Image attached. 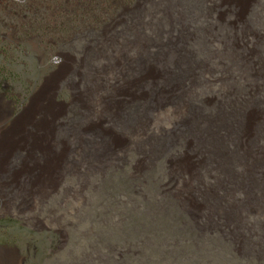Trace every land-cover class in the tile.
Wrapping results in <instances>:
<instances>
[{
  "label": "rangeland",
  "instance_id": "1",
  "mask_svg": "<svg viewBox=\"0 0 264 264\" xmlns=\"http://www.w3.org/2000/svg\"><path fill=\"white\" fill-rule=\"evenodd\" d=\"M224 1L0 0V264H264L260 168L244 169L232 136L211 124L206 131L204 120L192 126L191 119L190 128L205 136V149L192 154L183 146L186 130L175 129L172 143L159 137L160 128L179 121L167 111L148 113L147 129L134 133L142 93L115 119L98 105L101 97L124 100L114 96V85L128 73H106L118 48L137 35L156 37V28L163 38L170 27L177 35L179 20L188 64L171 68L193 72L192 101L200 105L199 97L213 92L234 128L256 107L253 122L264 144L256 106L264 81L244 92L239 69L214 52L218 38L203 39L232 33L220 18L236 21L235 34L246 42L258 35L261 65L264 0H244L234 11ZM166 6L168 16L160 11ZM125 52L135 55L131 46ZM211 67L231 78L208 85L204 70ZM214 111L201 106L203 117L216 118ZM104 135L114 137L109 158L92 153ZM217 142L228 161L216 158ZM186 156L201 160L192 171L197 180L171 167Z\"/></svg>",
  "mask_w": 264,
  "mask_h": 264
},
{
  "label": "bare ground",
  "instance_id": "2",
  "mask_svg": "<svg viewBox=\"0 0 264 264\" xmlns=\"http://www.w3.org/2000/svg\"><path fill=\"white\" fill-rule=\"evenodd\" d=\"M242 1L244 0H225L224 2L228 9L234 11L235 7L240 5ZM168 10V6H166L160 11L162 14L166 15ZM219 20L221 22L223 21V23H225L231 29L232 33L230 32L231 34L222 35L219 37L216 35H211L210 37H203V39L208 42H213V40L218 38L217 41H219L220 48L217 46L214 52H223L224 57L222 58H226L229 63L234 64L237 69H239V76H241L243 80L244 92L257 87L256 85L258 83L264 81V73L262 72L264 70V62H262L261 65H256L255 60V57L259 55V53H256L255 51V43L258 39V35L253 34L251 41L246 42L239 34H235V31L237 30L236 21L233 22L227 18L223 19V17ZM169 21L171 20L169 19ZM171 22L168 24V26L172 25ZM176 22L179 25V27H177V35L179 36L174 33L173 35L171 33L172 31L170 27L166 30V36L163 38L161 32L158 31V28H156L157 30L155 29L156 32H154L156 37H139V35H137L136 38L131 41V43H123L120 48H118L115 56L113 57L112 63L108 65L109 67L106 73L110 72L121 76L125 72L128 73L126 78H120L121 84L114 85V96L123 98L124 100L117 101L115 98L107 100L101 97L98 99V105H102L104 110L109 113V117L115 119L121 110V106L127 100L134 99V97L136 99V93H142L143 97H141L143 98V105L141 108H139V113H141V115H138L139 117L136 120L135 127L133 129L134 133H141L145 131L144 129H147L150 117L148 113L156 112V115H159L160 112L165 113L164 111H167V113H170V115L174 116L173 118L177 117L179 121H174L173 126L169 129L164 127L160 128L159 137H162V139L168 137V139H170L169 141L172 143L171 137H176L177 133L175 131L177 129L182 128L183 131L186 130V133L183 137V146L185 148H189L192 154H197L198 151L205 149L202 148L205 136L201 134L197 128H190L189 124L191 119L192 126H195L197 123L201 122V120H204L202 123L203 127H200L206 129V131H210V126H213L218 132L220 129H222L225 131L227 137H233L235 152L237 153L239 162L243 164L244 169L247 172H253L260 168V171H257L258 175H256L257 180L260 182L258 189L260 190L259 192H261V194L258 196H260V199L262 198L264 200V144L258 139L262 137V131L259 132L261 128L258 126L257 122H253V119L257 117L255 110L256 107L252 108L251 111L245 113L242 117L240 116V120L237 121V128H234L229 123L226 124V122H224L223 119L226 117V115H223L224 113L220 109V102L213 92L202 94V96H200L198 99L200 101V105H196L192 101L188 93V88L193 82V72L181 71L182 73L179 74V71L177 73L171 68H176L177 66L183 65L184 63H186V66L188 64V56H186L188 52L186 49H183V52L181 47L183 43L185 44L183 37H181V31L184 29V26L181 21L176 20ZM139 23L141 24V22ZM136 24L137 22H134L133 26H136ZM249 44H252V47H250ZM129 46L133 47L135 53L134 56H127L125 51ZM218 48L220 50H218ZM130 64L135 66L134 70L131 66H129ZM214 69L215 68L212 69L211 67L204 70V72L208 74L205 77L207 84H211L212 82L223 83L227 81V79L231 78L229 71L222 72L219 69ZM185 79L189 82L188 86L185 83ZM227 83L228 82H226V84ZM225 92L228 97H233L236 95L234 87L230 85L227 87ZM256 103L257 109L260 107L257 111L260 113V117L264 119V95ZM259 103L263 104V107L260 106ZM201 106L214 109L216 118L210 117V115H208L209 117H203ZM217 120H219V122H217ZM103 137L105 138L104 140L92 147V150L94 151L92 153H95L96 151V157L101 155L104 158H109L114 154V137L109 135H104ZM161 143H163V140ZM218 144L219 143L217 142L216 145H212L211 147L215 152L216 158L221 162L228 161L230 156L226 158L227 154L223 153L219 147H217ZM178 146L181 147L182 144H172L171 149ZM199 163H201V160L192 162V159L189 158V156H186L183 159L174 162L171 167H173L176 173H187L188 180L191 181L194 178L197 180V176L195 174L193 175L192 171L193 168L195 169L196 167L200 166ZM124 183L125 185H123ZM124 183L120 182V187L130 190V184L126 182ZM186 186L187 188L189 187L188 185ZM204 189L208 195H212L211 187H205ZM185 191L189 192L188 189H185ZM187 192L185 194H187ZM249 195L251 194L249 193ZM216 196L209 197L215 199ZM152 204L155 205L154 203ZM149 208L151 210L152 207ZM154 210H152L150 213L151 215L154 214ZM153 218L156 217L154 216ZM158 221L159 219H157L156 222ZM153 226L155 227V225Z\"/></svg>",
  "mask_w": 264,
  "mask_h": 264
},
{
  "label": "flooded vegetation",
  "instance_id": "3",
  "mask_svg": "<svg viewBox=\"0 0 264 264\" xmlns=\"http://www.w3.org/2000/svg\"><path fill=\"white\" fill-rule=\"evenodd\" d=\"M2 98H3V93L0 92V99H2Z\"/></svg>",
  "mask_w": 264,
  "mask_h": 264
}]
</instances>
